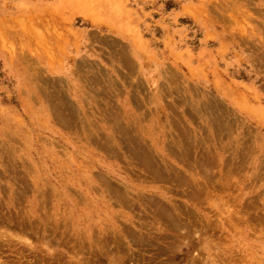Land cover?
<instances>
[{"label":"rangeland","instance_id":"374dc122","mask_svg":"<svg viewBox=\"0 0 264 264\" xmlns=\"http://www.w3.org/2000/svg\"><path fill=\"white\" fill-rule=\"evenodd\" d=\"M0 264H264V0H0Z\"/></svg>","mask_w":264,"mask_h":264},{"label":"bare ground","instance_id":"6f19581e","mask_svg":"<svg viewBox=\"0 0 264 264\" xmlns=\"http://www.w3.org/2000/svg\"><path fill=\"white\" fill-rule=\"evenodd\" d=\"M61 110H62V109H61ZM63 113H65V111H64ZM66 115H67V114H66ZM67 117H68V116H67ZM67 117H66V118H67ZM70 117H71V116H70ZM67 120H71V119H67ZM123 133H124V132H123ZM134 141H135V140H134ZM134 141H133V142H134ZM128 145H129V144H128ZM134 153H135V152H134ZM134 153H133V154H134ZM139 153H140V152H139ZM138 156H139V155H138ZM140 157H142V156L140 155ZM140 157H139V158H140ZM142 158H144V157H142ZM137 159H138V158H137ZM141 160H142V159H141ZM139 161H140V159H139ZM145 161H146V160H145ZM141 163H143V162H141ZM144 163H145V162H144ZM146 164H147V163H146ZM170 208H171V207H170ZM149 209H150V208H149ZM150 210H151V209H150ZM160 210H161V209H160ZM167 210H168V209H167ZM151 211H152V210H151ZM158 211H159V210H158ZM152 213H153V212H152ZM161 213H162V212H161ZM167 213H168V212H167ZM155 214H156V213H155ZM162 214H163V213H162ZM169 214H171V213L169 212ZM164 215H166V214H164ZM168 217H170V216H168ZM205 236H206V235H203V237H205ZM208 236H209V234H208ZM210 236H211V235H210ZM203 239H204V238H203ZM206 240H207V239H206ZM199 241H200V239H199ZM202 241H204V240H202ZM210 242H211V241H210ZM210 242H209V243H210ZM201 243H202V242H201ZM207 243H208V240H207ZM211 243H213V242H211ZM203 244H204V242H203ZM215 244H216V243H215ZM204 245H206V244H204ZM204 245H202L203 248H204V247H206V248L209 247V249H210V246H211L210 244H208V245H210V246H208V245L204 246ZM207 246H208V247H207ZM207 250H208V249H207ZM201 262H202V261H201ZM202 263H203V262H202Z\"/></svg>","mask_w":264,"mask_h":264}]
</instances>
